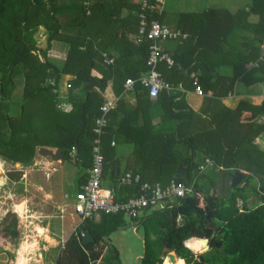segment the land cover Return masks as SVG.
I'll use <instances>...</instances> for the list:
<instances>
[{
  "label": "trees",
  "instance_id": "16d2710c",
  "mask_svg": "<svg viewBox=\"0 0 264 264\" xmlns=\"http://www.w3.org/2000/svg\"><path fill=\"white\" fill-rule=\"evenodd\" d=\"M129 5V0H0V62L5 64L3 82L0 80L2 160L29 167L36 157H40L39 149L47 148L61 152L65 162L74 163L78 170L85 166L90 168L92 129L105 100L103 93L109 78L118 83H114L118 97L126 79L136 80L133 87L136 106L132 112L138 107L140 110V100H149L147 90L137 81L146 70L148 42L133 40L138 30L139 4L135 14L121 16ZM248 8V11L238 9L233 13L210 8L197 14H177L176 28L190 35L196 50L220 53L234 29L252 34L247 41L250 44L256 42L257 50L252 53L243 44L247 50L241 51L237 77L232 78L225 94L232 91L235 78L264 81V60L255 67L247 66L258 58L259 45L264 41V0H252ZM252 13L258 16L256 23L248 22ZM195 17L200 22L192 31ZM153 18L162 23L159 15L154 14ZM40 29L45 32L44 48L37 45L36 34ZM207 33L216 36L215 49L208 46L211 39H206ZM54 41L68 46L61 67L48 59ZM171 59V66L165 62L158 65L163 79L173 85L192 83L188 66L177 56L173 55ZM62 74L73 76L68 87L72 105L69 113L57 109V89ZM17 79L22 82V102L18 114L11 116L8 100ZM198 85L202 92L213 90L216 93L214 85L204 86L200 79ZM75 90L79 91V97ZM180 95L179 92L159 93L157 99L162 102L163 120L183 116L173 109L174 100ZM124 109L125 103L119 98L107 116L102 136L101 182L113 185L115 200L125 201L138 195L142 183L161 187L171 181L192 183V192L167 201L162 208H146L131 220L142 229L144 251L140 264H162L165 255L171 251L183 260L182 264H264V151L254 143L264 131V125L256 120L243 122L240 116L244 106L239 103L234 110H225L229 116L227 125L216 142L222 145L220 155L212 149H201L198 135L179 141L173 138L166 146L150 149L143 158L138 157L135 149L132 157L135 166L132 165L129 172L138 174L140 180L119 184L118 179L123 174L114 172L118 159L111 142L123 141V118L130 114ZM254 110L264 116V96ZM179 143L181 148L177 147ZM73 147L77 151L76 160L68 156ZM206 159L211 161L209 165L205 164ZM178 164L185 168L181 179L173 177ZM238 170L245 172L240 183L225 194L221 190L222 176ZM21 174L13 173V179ZM85 180L82 171L78 188ZM237 199L242 201V211L236 205ZM123 224V214L101 215L98 222L93 219L79 221L58 249L53 264H99L104 260L105 264H113L117 251L107 246L104 239ZM80 227L92 236L91 243L81 244ZM0 234L13 243L18 240L20 229L16 213L9 212L3 218ZM192 237L207 239L208 249L198 253L188 249L184 241ZM198 244L192 241L190 246L197 248ZM109 250L116 255L109 256Z\"/></svg>",
  "mask_w": 264,
  "mask_h": 264
},
{
  "label": "crops",
  "instance_id": "0c3cea01",
  "mask_svg": "<svg viewBox=\"0 0 264 264\" xmlns=\"http://www.w3.org/2000/svg\"><path fill=\"white\" fill-rule=\"evenodd\" d=\"M129 2L130 5L121 12V16L135 14V8L139 4L140 0H129ZM251 4L252 0H164L161 12L155 14L160 16L162 24L167 25L170 28H176L178 13L188 12L197 14L210 8L225 9L230 13H233L238 9H245L248 11V7H250ZM257 20V14H250L248 18L249 23H256ZM199 22L198 17L193 19L191 25L192 31L197 28ZM207 34L206 39H211L207 42L208 46L215 49L217 47L216 36L210 33ZM129 38L132 39L133 36H130ZM245 38L246 40H244ZM251 38L252 34L250 32L243 31L241 29H234L227 36L226 45H223V50L220 53H211L210 50L201 48L196 50L194 40L191 39L189 34H187V37L182 40H166L159 42L162 52L166 53L170 58L173 55L179 57L182 60L181 62L188 66V70H186L189 72V77L192 80L193 78H196L199 83L200 79V83L204 86L214 85V92L216 93H213V90H207L203 92L202 95H197L194 91L192 83H178L182 85L185 92H179L181 95L175 98V107H173V109L175 113H182L183 116L177 119L163 120L162 102L159 99H151L149 97L148 101L140 100L142 105L140 106V110L138 107L132 112L133 108L136 106L134 92L133 90L127 92H123L122 90L119 98L125 103L124 110L126 114H130L123 118V125L121 127L123 141L111 145L115 147L116 157L118 159L116 162L117 170L116 172L114 171L115 174L117 172L124 174L129 172V168L132 165L135 166V161L132 160L135 149L138 150V152H136L138 157L143 158L150 149L154 147L166 146L173 138L179 141L184 137L198 135L199 146L201 149H212L216 151L217 155H220L222 145L216 142L219 141V136L223 135L225 130L224 127L227 125L229 116L225 113V110L232 111L239 103H242L244 106L240 116L243 122L256 120L258 124L264 125V116L258 115L256 110H254V107L260 103L264 96V81L255 80L251 77H238L234 79L235 81L233 83L232 91L225 94L232 78L237 77L236 74L239 70L238 67L240 64L241 51L247 50L246 47L250 48V52L252 53L257 50L256 42L254 44H250L248 42ZM56 43L58 42H52L51 49L48 52V59L55 64L54 61L62 56L61 62L63 64L68 46L64 47L63 44H60L55 49L54 46ZM244 43L246 47L243 45ZM178 68H181V65H178ZM61 78L65 81L62 92L59 91ZM60 79L57 89V93L59 95L57 97V109L61 111H69L71 109V102L68 99V86L73 79V76L70 74H62ZM114 83L116 85L118 84L113 80V78H109L108 85L103 93L105 99H114L118 97L115 94L117 89L115 88ZM74 93L77 97H79V91L75 90ZM254 143L260 150L264 151V131L255 138ZM177 147L181 148V143H179ZM33 163L40 165L43 173L48 176L47 178H49V175L52 173L55 177L61 176L60 183L65 191V196H69L72 198V202H74L75 194L79 189L77 185L78 177L82 171L85 172V176H87L89 170L88 166H85L84 169L78 170L77 165L71 162L75 169L70 172L67 167L65 168V160L62 163L59 160L54 161L48 156L43 157L41 155L40 157H36ZM32 169L33 168L31 167L29 170ZM57 173H59V175H57ZM67 173H69V175H67ZM63 174H65V176H63ZM30 179L31 182H33L34 177H31ZM66 182H70L72 187L70 185L66 186ZM101 183L102 188L112 190L113 185L109 184L107 181H102ZM72 213L74 217H77L73 208ZM70 218H72V215ZM100 219L101 215H95L93 217V220L96 222ZM66 220L68 221V218ZM77 225L78 223L73 227L72 224H70L72 227L71 232ZM118 227L111 233V235L117 231ZM37 230H39L38 227ZM46 230L48 232L49 229L46 228ZM110 236L108 237L109 241H111ZM47 237L48 242L52 243L49 245L46 244L47 246L44 245L46 249H43L44 251L39 253V257L41 258L43 256L44 260L47 259L45 262L53 263L57 249H59L63 243H61L55 250L54 247L56 245L53 244L56 240L57 234H47ZM107 246H112L111 242ZM191 250L195 253L200 252L195 247ZM116 251L117 263L119 261L120 264H126L119 259V251ZM177 259L182 264L183 260L181 261L179 258ZM18 261L19 262L17 264H24V257L21 255ZM101 263L102 262L99 264ZM105 263L106 260H104L102 264Z\"/></svg>",
  "mask_w": 264,
  "mask_h": 264
},
{
  "label": "rangeland",
  "instance_id": "374dc122",
  "mask_svg": "<svg viewBox=\"0 0 264 264\" xmlns=\"http://www.w3.org/2000/svg\"><path fill=\"white\" fill-rule=\"evenodd\" d=\"M36 39L38 47L44 48L45 32L43 29L38 31ZM60 44L67 47L65 43L58 42L54 48L56 49ZM61 58L62 56L54 61L58 67L62 65ZM4 68L5 64L0 62V80L2 82ZM20 82V80H16L15 87L8 100L11 116L18 114L22 102V82L21 84ZM64 84L65 81L61 78L59 83L60 92L63 91ZM70 111L71 109L63 112L69 113ZM31 167L33 169L29 170ZM66 167L70 172L75 169L70 161L66 162ZM17 171L22 172V174L17 179L15 175L13 179V173ZM31 177H34L33 182H31ZM47 177L39 164L33 163L30 167H22L0 158V228L3 218L9 212H14L18 217L20 229V236L15 243L0 234V264H17L21 255L24 257V264H53L45 262L47 259L44 260L43 256L39 257V253L46 249L44 245L52 243L48 242L47 238L49 236L47 237V234H57L53 244L56 245L54 247L56 250L71 233L72 227L70 224L74 227L79 223L77 217H74L72 213V198L65 196V191L60 183L61 176L55 177L52 173L49 178ZM69 185L70 182H66V186ZM71 215L72 218H70ZM124 219L125 225L118 227L117 231L110 236V242L119 251V259L122 262L140 264V258L143 256L144 251L142 229L129 219ZM126 225H129V227H126ZM37 227L39 230H37ZM46 228L49 229L48 232ZM109 252L112 251L109 250L108 255ZM165 264H167V261H165Z\"/></svg>",
  "mask_w": 264,
  "mask_h": 264
},
{
  "label": "built area",
  "instance_id": "2783aa9c",
  "mask_svg": "<svg viewBox=\"0 0 264 264\" xmlns=\"http://www.w3.org/2000/svg\"><path fill=\"white\" fill-rule=\"evenodd\" d=\"M163 3L164 0H140L137 10L138 30L133 38L136 43H140L143 40L148 42L145 60L146 70L137 81L147 90L151 99L157 98L162 91L166 93L185 92L181 84L173 85L163 79L158 70V65L161 62H165L168 66L173 64L172 59L162 52L159 42L182 40L187 37V34L181 29L170 28L153 18L155 13L161 12ZM259 49L258 58L249 62L248 68L255 67L260 61L264 60V41L259 45ZM135 83L136 80L126 79L123 84V92L132 91ZM192 85L197 95L203 94L196 78H193ZM118 98L105 99L99 107L98 115L94 122L91 167L88 170L85 182L80 185L78 192L75 194L72 205L79 221L93 219L95 215L115 214H123L125 218L132 220L141 215L146 208H162L167 201H174L179 197H183L186 193L192 192V183L188 185L171 181L166 187H161L159 184L142 183L138 195L131 196L125 201H116L112 190L102 188L103 130L107 124V116L114 108ZM111 145H114L113 141ZM68 156L73 160L77 159V151L74 147L69 150ZM210 163L211 161L209 160L205 161L206 165ZM202 169L203 167L200 168V170ZM139 180L138 174L133 175L131 172H126L118 179V183H138ZM236 205L239 211H242V201L240 199H237Z\"/></svg>",
  "mask_w": 264,
  "mask_h": 264
},
{
  "label": "water",
  "instance_id": "95a60500",
  "mask_svg": "<svg viewBox=\"0 0 264 264\" xmlns=\"http://www.w3.org/2000/svg\"><path fill=\"white\" fill-rule=\"evenodd\" d=\"M39 154L43 157L48 156L54 161L59 160L62 163L64 162V158H63L61 152H59V151H52V150H49L46 148H40ZM116 170H117V163L114 164V171L116 172ZM184 173H185V168L181 164H178V166L176 168V173L173 175V177L175 179H181L184 176ZM243 175H244V172L239 171V170L234 171L232 173H225L222 176L221 190L225 194H228L230 188H233L240 183ZM169 215L171 217L172 213L170 212ZM126 227H129V225H126ZM123 228H125V227H123ZM78 232L80 234V239H81L82 245H86V244L91 243L93 241L92 236L87 231H85L83 228L80 227L78 229ZM192 241H197L199 243L198 247L196 249H198L200 252H203V251L208 249L207 239H200V238H196V237H192V238H189L188 240L184 241V245L188 249L191 250V249H193V247L190 246V243ZM104 242L106 243V245H109V243H110L108 238H105ZM115 254H116L115 252H109V255L111 257H114ZM176 260H177L176 254L173 251H171L165 255V257L163 258L162 264H165L164 263L165 261H167L169 264H175ZM112 263L117 264V259L113 258Z\"/></svg>",
  "mask_w": 264,
  "mask_h": 264
},
{
  "label": "bare ground",
  "instance_id": "6f19581e",
  "mask_svg": "<svg viewBox=\"0 0 264 264\" xmlns=\"http://www.w3.org/2000/svg\"><path fill=\"white\" fill-rule=\"evenodd\" d=\"M164 263H165V262H164ZM167 264H169V263L167 262ZM175 264H181V263H180V261L177 259L176 262H175Z\"/></svg>",
  "mask_w": 264,
  "mask_h": 264
}]
</instances>
